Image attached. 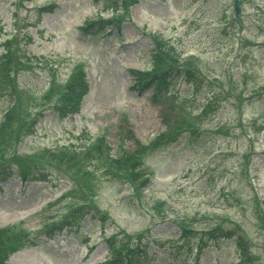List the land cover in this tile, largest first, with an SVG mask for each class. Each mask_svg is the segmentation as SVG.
<instances>
[{
    "label": "rangeland",
    "instance_id": "374dc122",
    "mask_svg": "<svg viewBox=\"0 0 264 264\" xmlns=\"http://www.w3.org/2000/svg\"><path fill=\"white\" fill-rule=\"evenodd\" d=\"M240 3L241 26L232 0H139L98 33L85 20L116 0H0V55L12 38L14 57L0 121L12 105L18 120L0 145V227L33 239L9 264H102L109 242L114 264H264V0ZM151 34L176 58L149 71L165 73L159 91L129 72L151 68ZM79 62L88 92L56 109ZM177 123L196 131L143 150L148 187L86 154L100 134L114 157Z\"/></svg>",
    "mask_w": 264,
    "mask_h": 264
},
{
    "label": "trees",
    "instance_id": "16d2710c",
    "mask_svg": "<svg viewBox=\"0 0 264 264\" xmlns=\"http://www.w3.org/2000/svg\"><path fill=\"white\" fill-rule=\"evenodd\" d=\"M134 2V0H131V2ZM117 2V7L118 10L121 9H127L128 5L130 4V2L124 1L122 0L121 5H118V0H116ZM111 3V2H110ZM108 3L106 4V9L112 8L111 4L113 3ZM101 30V28L98 29V31ZM160 48L158 53L155 55V61H160V57H164V58H170L171 60H176V58L172 57L171 55L167 53L166 50L161 49V45L159 44ZM11 53L12 52H8L7 55H4L0 58V78H3V80H9L10 79V68L9 66H11L12 64V59H11ZM152 71H159L158 70V64H156ZM73 75L70 76V78L68 79V81L65 84V87H62V89H64V91L60 92V94L62 93V96H60V102L61 104H63L64 109H74L75 107H77V103L79 101V99L81 98V96L85 93L86 91V83L82 74V71L75 69L73 71ZM131 73L134 76L140 77L139 79H141L143 77V82H141V86H147L150 84L149 81H154V80H162L163 79V75L165 73H158L156 75H149V73H143L140 74L136 71H131ZM147 76V77H146ZM188 76H190V74H188ZM52 86H55V84H51ZM57 85V84H56ZM60 86V85H58ZM55 88H59L57 86H55ZM54 88H50L48 90V92H53ZM57 91V90H55ZM48 92L46 93V95L48 94ZM59 94V95H60ZM73 107V108H72ZM16 112H15V107L10 108L9 111H7V113L4 114L3 120L0 122V145L5 142V138L6 136L4 135L6 132H9L10 128H14L17 127V123L18 120L16 119L15 116ZM190 127L194 126L193 125H189ZM177 128H174L173 130H176ZM171 132V131H170ZM172 134V132H171ZM170 134V135H171ZM169 136V135H168ZM167 136V137H168ZM166 137V138H167ZM170 139V137L168 138V140ZM105 141L104 139L100 138L97 139L95 142V148L100 149L99 153L105 154ZM139 143H137L138 145ZM141 148H138L135 152H131V153H126L123 152L120 156L119 159L114 160L113 162L116 163V169L118 171H125L127 173H129L132 176V180L136 181V179L138 178V175H135L134 169L137 168V154L141 153ZM108 151V150H107ZM98 153V154H99ZM122 164L126 165L127 167H122ZM144 183V181H143ZM20 236L22 237V233L20 235V232H17L15 230H11V229H0V264H5V260H6V256H7V252L8 250L12 249V246H10V244L12 243V245H16L19 241Z\"/></svg>",
    "mask_w": 264,
    "mask_h": 264
},
{
    "label": "water",
    "instance_id": "95a60500",
    "mask_svg": "<svg viewBox=\"0 0 264 264\" xmlns=\"http://www.w3.org/2000/svg\"><path fill=\"white\" fill-rule=\"evenodd\" d=\"M234 8H235V13L237 14L238 13V4H237L236 0H235V3H234Z\"/></svg>",
    "mask_w": 264,
    "mask_h": 264
}]
</instances>
